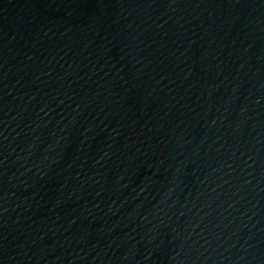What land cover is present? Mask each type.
<instances>
[{"label": "water", "instance_id": "water-1", "mask_svg": "<svg viewBox=\"0 0 264 264\" xmlns=\"http://www.w3.org/2000/svg\"><path fill=\"white\" fill-rule=\"evenodd\" d=\"M0 264H264V0H0Z\"/></svg>", "mask_w": 264, "mask_h": 264}]
</instances>
